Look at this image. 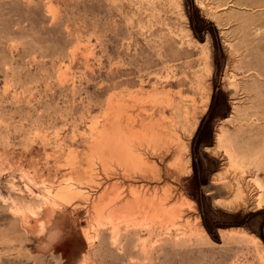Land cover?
<instances>
[{
  "label": "rangeland",
  "instance_id": "obj_1",
  "mask_svg": "<svg viewBox=\"0 0 264 264\" xmlns=\"http://www.w3.org/2000/svg\"><path fill=\"white\" fill-rule=\"evenodd\" d=\"M0 264H264V0H0Z\"/></svg>",
  "mask_w": 264,
  "mask_h": 264
},
{
  "label": "bare ground",
  "instance_id": "obj_2",
  "mask_svg": "<svg viewBox=\"0 0 264 264\" xmlns=\"http://www.w3.org/2000/svg\"><path fill=\"white\" fill-rule=\"evenodd\" d=\"M181 164H182V169L184 170L185 169V165H183V162H181ZM75 192H77V191H75ZM172 195L171 194H168L167 196H165L164 197V200L165 201H163V204H165L164 206V209H163V211L165 212V217L166 218H168V219H172L175 215H177L178 213L180 214V215H182V213H183V211H179V209L178 208H176V205L175 204H170V197H171ZM54 201V200H53ZM148 200H146L145 198H140V200H139V204H138V207L136 208V209H138V210H140V211H142L140 214H151V213H153V211H154V205H152L151 204V202L150 201H148ZM54 204V203H53ZM169 204H170V206H169ZM159 205V204H158ZM150 206V207H149ZM160 206H161V203H160ZM161 208H163V207H161ZM162 214H163V212H162ZM166 221V220H165ZM36 222V221H35ZM165 224V223H164ZM164 227H166V224H165V226ZM168 227V226H167Z\"/></svg>",
  "mask_w": 264,
  "mask_h": 264
}]
</instances>
